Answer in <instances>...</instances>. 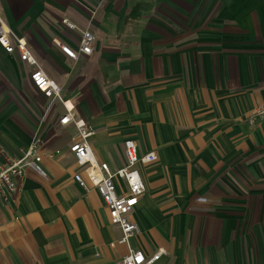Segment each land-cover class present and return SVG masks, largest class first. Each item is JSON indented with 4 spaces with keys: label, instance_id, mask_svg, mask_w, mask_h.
Instances as JSON below:
<instances>
[{
    "label": "crops",
    "instance_id": "1",
    "mask_svg": "<svg viewBox=\"0 0 264 264\" xmlns=\"http://www.w3.org/2000/svg\"><path fill=\"white\" fill-rule=\"evenodd\" d=\"M0 17L94 131L98 162L123 167L126 140L156 154L137 166L131 249L163 251L153 264H264V120L247 119L264 102V0H0ZM85 30L92 54L68 59L58 44L76 49ZM34 70L0 47V148L19 156L38 137L59 151L0 200V264H114L128 247H111L108 210L74 182L77 131Z\"/></svg>",
    "mask_w": 264,
    "mask_h": 264
},
{
    "label": "built area",
    "instance_id": "2",
    "mask_svg": "<svg viewBox=\"0 0 264 264\" xmlns=\"http://www.w3.org/2000/svg\"><path fill=\"white\" fill-rule=\"evenodd\" d=\"M63 24L69 29L74 25L67 20ZM94 35L88 30L82 31L76 49L67 45L58 44V47L68 59L78 61L80 56H89L94 50ZM0 47L7 53H17L21 62H26L35 67L29 79L32 85L45 97L57 99L60 102V89L38 67L36 60L31 56L27 43L14 36L0 17ZM65 115L59 120L60 125L72 123L77 131V136L72 140L69 153L73 156L81 171L73 175V180L84 192L94 190L100 196L104 206L108 210V216L112 225L120 232V238L114 245H125L128 253L114 264H153L163 251L159 250L151 256H146L141 250H133L129 247V241L139 234V228L131 219V212L137 205L145 191L144 183L140 177L137 166L148 165L156 162L157 156L153 152L139 156L134 141L124 142L125 165L119 169L111 170L106 163L98 162L93 154L90 138L95 134L82 120L77 119L74 107L67 102H62ZM252 124L256 120H264V102L254 106L247 116ZM41 141L33 140L29 146L21 151L19 156H13L0 148V200L8 203L19 191L27 169L44 176L40 163L43 157L49 159L59 155V151L44 154L40 151ZM116 180L124 183V192H118Z\"/></svg>",
    "mask_w": 264,
    "mask_h": 264
},
{
    "label": "rangeland",
    "instance_id": "3",
    "mask_svg": "<svg viewBox=\"0 0 264 264\" xmlns=\"http://www.w3.org/2000/svg\"><path fill=\"white\" fill-rule=\"evenodd\" d=\"M35 139H39L38 137H36V138H34L33 140H35ZM40 140V139H39ZM41 141V140H40Z\"/></svg>",
    "mask_w": 264,
    "mask_h": 264
}]
</instances>
